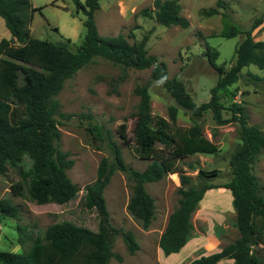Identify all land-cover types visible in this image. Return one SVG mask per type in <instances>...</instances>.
I'll return each instance as SVG.
<instances>
[{
    "label": "trees",
    "instance_id": "obj_1",
    "mask_svg": "<svg viewBox=\"0 0 264 264\" xmlns=\"http://www.w3.org/2000/svg\"><path fill=\"white\" fill-rule=\"evenodd\" d=\"M73 2L76 11H81L85 16V32L75 48L69 45V37L66 41L54 42L31 35L30 22L37 7L30 0H0V16L10 32L9 37L0 38V173L5 174L9 167H17L24 155L31 160L28 168L18 167L21 181L10 184L12 192L20 195L24 186L28 198L43 204L66 203L79 190L67 173L74 159L58 143L60 129L57 116L69 117L73 113L61 111L55 96L67 78L96 56L120 63L124 68H149L151 79L166 89L175 99L176 105L169 106L171 121L152 115L149 83L135 84L133 90L139 95V100L131 115L136 118L134 137L139 156L147 160L145 167L137 169L126 164L120 146L107 129L106 142L111 158L101 157L96 176L85 183L83 194L84 205L97 211V229L63 219L48 224L42 236H31L25 232V225L17 223L19 242L24 245L29 238L30 243L22 252L0 249V262L108 264L111 257L122 260L120 253L112 249L118 235L122 237L128 251L135 252L139 248L135 234L130 228L111 223L103 193L111 174L119 169L133 180L127 209L144 229L148 228L155 215V199L146 189L145 182L156 181L169 172L180 171V184L176 188L180 194L178 203L169 213L159 237V246L165 254L178 251L187 242L193 229L192 214L204 192L214 186H224L232 193L238 236L218 250L199 255L188 264H216L225 258L232 259L233 264H264V194L259 178L253 171L254 162L264 149V129L248 122L246 107L241 102L231 100L226 106L222 99L233 93L231 86L242 76L243 67L253 64L264 68V39H255L252 34L261 19H256L252 27L245 30L232 20L226 10L227 3L223 0H217V5H223L224 12L218 7L200 10L204 16L221 14L222 29L218 35L229 37L240 32L245 35L235 46L232 55L234 62L228 68L224 63L216 62L219 52L207 43L205 55L218 74L210 89V98L197 103L184 82L169 75L166 61L148 52L147 33L133 40L129 39L130 36L134 37L133 31L127 35L121 32L102 35L94 20L99 0ZM154 6L153 15L159 23L188 26L189 20L180 13L181 5L177 0H154ZM141 10L144 14L152 15L147 7ZM13 59L39 65L43 69L42 77L29 74L20 81ZM245 76L252 83L264 80V76L250 69L245 71ZM123 77L121 74L115 78L113 86ZM178 106L196 116L203 115L209 109L217 124L238 121L240 142L230 154L232 175L224 183L211 181L217 174L216 170L200 168L196 176L181 172L178 166L180 158L197 151L215 152L218 146L203 134L198 121L184 128L174 125ZM223 108L231 112L229 117L223 116ZM123 127L124 124L119 128L121 137H125ZM94 128L97 129V135L103 136L99 126L95 125ZM1 216L20 219L19 207L9 197H0Z\"/></svg>",
    "mask_w": 264,
    "mask_h": 264
},
{
    "label": "rangeland",
    "instance_id": "obj_2",
    "mask_svg": "<svg viewBox=\"0 0 264 264\" xmlns=\"http://www.w3.org/2000/svg\"><path fill=\"white\" fill-rule=\"evenodd\" d=\"M30 1L37 7L30 22L31 35L54 42L66 41L69 37V45L75 48L85 32L83 23L85 16L81 11H76L73 0ZM177 1L181 5L180 13L189 20L187 27L159 23L153 15L156 9L154 0H99V7L94 11V20L102 35H114L119 32L127 35L129 31H133L134 37H129L133 40L140 39L147 33L148 52L165 60L169 75L180 78L186 89L192 93L194 100L201 103L210 98V89L215 84L218 74L205 55L207 43L219 52L216 62L224 63L228 68L234 62L232 59L234 48L245 34L240 32L229 37L218 35L222 29L221 14L204 16L200 13L201 9L210 7H218L224 12L223 5H217V0ZM223 2L227 3L226 10L232 20L245 30L250 29L256 19H261L259 24L264 22V0ZM144 7H147L153 16L144 14L141 10ZM257 28L258 26L252 30L254 38L264 39V26ZM9 36L10 32L0 16V38ZM13 63L20 81L29 74L38 77L43 75V69L35 63L19 59H13ZM247 69L264 76V68H258L253 64L243 67L242 76L231 86L233 93L223 96L222 99L226 106L231 100L241 102L246 107L248 122L258 124L264 129V80L257 83L248 81L245 76ZM121 74L124 77L113 86L114 79ZM145 82L149 83L152 115L162 116L171 121L169 106L176 105V101L164 87L151 79L149 68H124L120 63L96 56L93 61L79 68L64 81L55 97L59 101L61 111L73 114L69 117L57 116L60 129L58 143L60 148L67 150L69 157L74 159L73 165L67 168V173L79 186V190L66 203L38 204L28 198L24 186L20 195L13 193L10 184L13 181H21L18 167L26 169L31 164V160L24 155L17 167H9L5 174L0 173V197H9L19 207L20 213V219L0 217V249L22 252L29 245V238L24 245L19 242L17 223L25 225V232L31 236H42L48 224L63 219L97 229V211L84 205L83 194L85 183L96 176L101 157L111 158L110 148L106 142V130H109L111 137L120 146L126 164L142 169L147 163V160L139 156L133 131L136 118L131 115L136 110L139 100V95L133 90L134 86ZM222 113L225 117L231 115L225 108L222 109ZM195 121L201 124L203 134L217 144L218 150L209 153L197 151L183 156L179 159L178 166L181 172L191 176H196L200 168L206 171L216 170L217 174L211 181L222 184L232 175L229 157L240 142L238 121L217 124L209 109L203 115L196 116L178 106L174 125L184 128ZM122 124L125 137H121L119 133ZM95 125L102 129L103 136L97 135ZM253 171L259 178L264 194V149L258 154ZM179 175L180 171L169 172L159 180L145 182L146 189L155 199V215L148 228L144 229L127 209L133 180L122 170L113 171L103 192L110 221L116 226L130 228L142 246L130 253L122 237L116 236L112 249L120 253L122 260L111 257L108 264H137V260L142 259L144 250L151 248L168 211L178 203L180 194L176 188L180 184ZM191 220L196 225L195 233H198V236L203 232L207 233V230L218 233L221 245L235 239L238 231L235 226L231 190L224 186L208 188L199 200ZM150 240L152 245L144 247V242Z\"/></svg>",
    "mask_w": 264,
    "mask_h": 264
},
{
    "label": "crops",
    "instance_id": "obj_3",
    "mask_svg": "<svg viewBox=\"0 0 264 264\" xmlns=\"http://www.w3.org/2000/svg\"><path fill=\"white\" fill-rule=\"evenodd\" d=\"M263 26H264V22L259 24L257 29H260ZM173 208L168 211L162 226L158 228L159 231L157 229L158 231L157 238L153 239L154 240L153 245L151 243V240L144 242L143 244L144 247L149 245L152 246L150 249L147 248L144 250V255L142 259L137 260L138 261L137 264H149V262L150 264H153L154 262L159 264H188L192 259L198 257L199 255L207 254L209 252L218 250L223 245V244L221 245V241L219 239L220 234L212 231L209 232L207 230V233L204 234L203 232L202 235L200 234L201 236L200 235L198 236L197 235L198 233H195L196 225L193 224V229L187 242L178 251L165 254L159 246V237L165 228L168 215L173 210ZM147 232H148L147 234H149V231ZM138 243L140 247L141 241H139ZM216 264H233V260L230 258H225L219 260Z\"/></svg>",
    "mask_w": 264,
    "mask_h": 264
}]
</instances>
